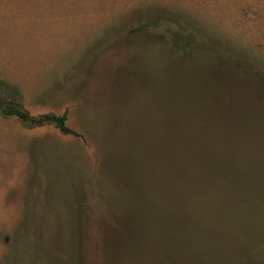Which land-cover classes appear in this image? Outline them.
Returning a JSON list of instances; mask_svg holds the SVG:
<instances>
[{
  "label": "rangeland",
  "instance_id": "obj_1",
  "mask_svg": "<svg viewBox=\"0 0 264 264\" xmlns=\"http://www.w3.org/2000/svg\"><path fill=\"white\" fill-rule=\"evenodd\" d=\"M0 264H264V0H0Z\"/></svg>",
  "mask_w": 264,
  "mask_h": 264
},
{
  "label": "trees",
  "instance_id": "obj_2",
  "mask_svg": "<svg viewBox=\"0 0 264 264\" xmlns=\"http://www.w3.org/2000/svg\"><path fill=\"white\" fill-rule=\"evenodd\" d=\"M23 99V94L17 86H14L4 80H0L1 117L6 119L15 118L28 129L53 126L63 135H72L75 137L81 136L67 125V113H64L61 116L46 114L34 117L25 110Z\"/></svg>",
  "mask_w": 264,
  "mask_h": 264
},
{
  "label": "crops",
  "instance_id": "obj_3",
  "mask_svg": "<svg viewBox=\"0 0 264 264\" xmlns=\"http://www.w3.org/2000/svg\"><path fill=\"white\" fill-rule=\"evenodd\" d=\"M20 89V88H19ZM21 90V89H20ZM22 92V91H21ZM23 94V93H22ZM23 98H24V96H23ZM23 101H24V99H23ZM67 118H68V116H67ZM69 121V120H68ZM67 121V125L70 127V125H69V122ZM46 127V126H45ZM48 127V126H47ZM55 128V127H54ZM71 128V127H70ZM72 129V128H71ZM74 130V129H73ZM75 131V130H74ZM63 135V134H62ZM65 136H72V135H65Z\"/></svg>",
  "mask_w": 264,
  "mask_h": 264
}]
</instances>
